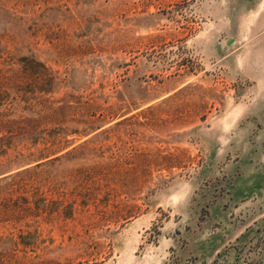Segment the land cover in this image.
<instances>
[{
  "label": "rangeland",
  "instance_id": "rangeland-1",
  "mask_svg": "<svg viewBox=\"0 0 264 264\" xmlns=\"http://www.w3.org/2000/svg\"><path fill=\"white\" fill-rule=\"evenodd\" d=\"M262 3L0 0V264H264Z\"/></svg>",
  "mask_w": 264,
  "mask_h": 264
},
{
  "label": "trees",
  "instance_id": "trees-1",
  "mask_svg": "<svg viewBox=\"0 0 264 264\" xmlns=\"http://www.w3.org/2000/svg\"><path fill=\"white\" fill-rule=\"evenodd\" d=\"M22 59L25 60V58H22ZM12 61H13V59L10 56H8L7 54H4V53L0 52V64H6V63L12 62ZM25 61H28V60L26 59ZM30 61H31L30 63H38L34 59H30ZM30 137L31 136H29V135L26 136V140L32 139ZM53 145H55V142L54 141L50 143V146H53ZM53 154L54 153H52L51 150L46 155H44V154L41 153L40 155H37V156L34 155V154H31L29 156H23L22 154H20V152H17V154H15V156L13 158H9V157L4 158L7 155V151L6 150H3V151H1V154H0V170H4V169L6 170V166L12 164L13 162L14 163H17V165L23 164L25 162L27 164L36 163V162H39V161H41L43 159L49 158ZM19 168L20 167H17L15 170H18ZM23 171L24 170L17 171V172H15L13 174L19 175V174L23 173Z\"/></svg>",
  "mask_w": 264,
  "mask_h": 264
},
{
  "label": "crops",
  "instance_id": "crops-1",
  "mask_svg": "<svg viewBox=\"0 0 264 264\" xmlns=\"http://www.w3.org/2000/svg\"><path fill=\"white\" fill-rule=\"evenodd\" d=\"M262 7H264V3H262V4L260 5V8H262Z\"/></svg>",
  "mask_w": 264,
  "mask_h": 264
}]
</instances>
